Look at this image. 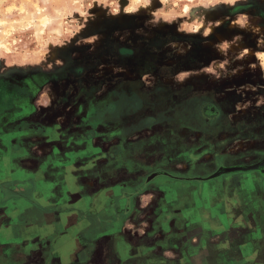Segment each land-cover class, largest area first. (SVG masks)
<instances>
[{
	"label": "rangeland",
	"instance_id": "obj_1",
	"mask_svg": "<svg viewBox=\"0 0 264 264\" xmlns=\"http://www.w3.org/2000/svg\"><path fill=\"white\" fill-rule=\"evenodd\" d=\"M251 1L0 0V264H264Z\"/></svg>",
	"mask_w": 264,
	"mask_h": 264
},
{
	"label": "flooded vegetation",
	"instance_id": "obj_2",
	"mask_svg": "<svg viewBox=\"0 0 264 264\" xmlns=\"http://www.w3.org/2000/svg\"><path fill=\"white\" fill-rule=\"evenodd\" d=\"M249 4L251 6H247L245 9H241V10H245V11H248L250 9L256 10V17H258L261 20L262 26L264 28V3L251 1V2H249ZM209 103H210L209 105H211V107H215V108L217 107L218 108V107L221 106L220 103L217 100L213 99V98H209ZM73 107H75V106H73ZM220 121L226 122L225 117L222 118ZM75 122H77V120ZM221 124H222V122H221ZM54 125H57V124H54ZM43 126L44 127L50 126V124H45ZM224 126L226 127V125H222L221 126L222 129H223ZM74 127H75V129H78V128L81 129L83 126L81 124L79 125V123L78 124L76 123ZM257 165L260 166L259 168H263L264 167V158H261L260 161L257 162ZM101 189H103V188H101ZM229 190H230V188H229ZM96 195H99V192ZM119 231H117V232H119ZM117 232L113 233V239L119 238V233L117 234ZM128 234L130 235V233H128ZM143 239L144 238H142V240ZM170 240L173 241L174 240V237H171ZM121 241H123L125 244H127L129 246V251L131 252V255H132L131 256V259L129 261L130 262H133V263H130L129 262V264H138L137 261H139V259L142 258L141 250L142 249H146V247H148L147 242L145 241L144 243L142 242L140 244H133L132 243V237H130V236L128 238L125 237V236H123V238H122ZM157 245H158V243H154L151 246H149V248H147V249L156 247ZM137 254L139 255V259L136 258L137 257ZM205 255L207 256V253H205L203 256L205 257ZM203 256H202V258H203ZM261 261H263V260H261Z\"/></svg>",
	"mask_w": 264,
	"mask_h": 264
}]
</instances>
